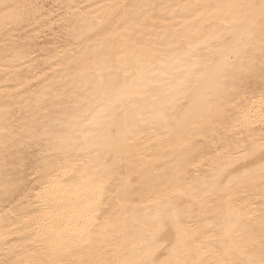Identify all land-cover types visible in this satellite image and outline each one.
<instances>
[{
	"label": "snow or ice",
	"instance_id": "snow-or-ice-1",
	"mask_svg": "<svg viewBox=\"0 0 264 264\" xmlns=\"http://www.w3.org/2000/svg\"><path fill=\"white\" fill-rule=\"evenodd\" d=\"M0 52V264H264V0H0Z\"/></svg>",
	"mask_w": 264,
	"mask_h": 264
},
{
	"label": "bare ground",
	"instance_id": "bare-ground-1",
	"mask_svg": "<svg viewBox=\"0 0 264 264\" xmlns=\"http://www.w3.org/2000/svg\"><path fill=\"white\" fill-rule=\"evenodd\" d=\"M85 3H88L90 2V0H84ZM5 63V60H4V57H3V53L0 52V66H2L3 64ZM3 69L0 68V73H2ZM184 76V70L177 67L176 69L173 70V75H172V79L175 81V80H179L180 78H182ZM191 96L188 97V101L189 103H191ZM20 224H28L30 223V218H22L20 221H19ZM3 224V219H2V213H0V225Z\"/></svg>",
	"mask_w": 264,
	"mask_h": 264
}]
</instances>
